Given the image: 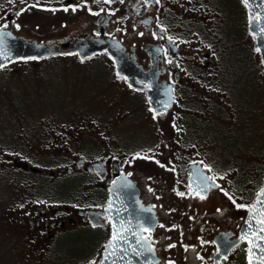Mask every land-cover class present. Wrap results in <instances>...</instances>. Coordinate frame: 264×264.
<instances>
[{
	"label": "flooded vegetation",
	"instance_id": "1",
	"mask_svg": "<svg viewBox=\"0 0 264 264\" xmlns=\"http://www.w3.org/2000/svg\"><path fill=\"white\" fill-rule=\"evenodd\" d=\"M232 8H238L237 13ZM0 33L25 39L28 43L52 47L57 51L43 57L8 61L1 65L0 73L5 72L14 78L22 72H39L37 76L45 84L48 82L46 74L53 71L57 73L58 81H62L65 72L61 71L63 67L72 70L67 75L79 73L83 68V73L79 74L88 78L87 84L89 78L92 80L95 76L103 77L101 81L105 83L109 81L106 73H96L103 63L111 69L113 87H122L132 95L124 101L133 109L144 101L153 122L167 119L172 114L177 104V91L183 89L187 93L197 87L201 88L202 83L199 82L202 75L212 73L219 64L220 41L234 43L233 49L237 48L240 54L245 42L251 45L264 71V0H0ZM95 44L106 46L107 49L90 55L82 52L83 45ZM108 48L119 55L122 62L120 69ZM235 58L236 55L232 54L233 61ZM22 66L25 68L22 69ZM250 70L244 69L241 76L249 82L253 80L252 86L255 87V78L247 77ZM225 84L230 87L228 83ZM153 87L171 88L174 101L166 112L156 113L151 108L148 92ZM94 88L87 85L86 91H93L91 89ZM215 107L216 110L220 109V118L225 119L226 106L216 104ZM188 109L195 111L196 108ZM191 121L188 115L185 121L189 128L186 143L192 141L194 133L190 128ZM195 137L209 141L212 146L205 133L195 134ZM147 143L148 140L143 138L137 140L138 147H144ZM257 143L260 144L259 148H255L254 143L250 144L252 153H264V139L262 143ZM125 147L137 151L134 142ZM69 151L67 147L58 150L63 155ZM83 151L78 152V156L65 158L67 165L60 169L55 161L48 164L49 168L41 169L8 152L4 156L1 168L21 169L38 178L44 174L50 180L57 175L80 179L75 185L80 191L76 193L75 186L58 191L59 181L39 179L44 181L27 182L31 186L34 200L38 198L43 203H53L52 207L46 204H41L40 208L31 207L33 214L27 222L30 233L43 235L51 241L65 231L94 228L100 235L93 249H89L90 246L86 248L88 252L85 258L90 257L89 264H101L105 248L113 238L114 227L113 220L103 213L109 201L111 186L120 177L126 176L136 187L140 202L154 210L156 216L155 225L144 230L150 249L145 264H247V245L238 244L237 240L252 202L245 206L229 190L227 182L213 173L226 172V168L213 158V149L208 153L206 151L213 172L204 166L202 157L191 152L181 163L182 180L176 181L175 185L172 182L171 187L163 186V189L160 186H149L143 172L137 169L126 170L119 161L111 158V150L106 149L102 141L98 142L97 148L87 151L85 148ZM49 156L53 158L52 154ZM177 161L172 154L171 163ZM19 163H26L29 168L24 169ZM177 176L178 172L174 179ZM164 189L169 192V204L177 205L170 206L173 213L180 210V203L184 204L185 211L181 214L184 217L183 223L179 220L164 221L161 207ZM37 190L42 191V194L37 193ZM66 198H69L67 202L70 204L65 202ZM57 200H63V203ZM221 201L227 203L228 210L220 216L216 210ZM56 202L64 207L54 206ZM74 203L82 206L74 207ZM48 208L51 211L48 212ZM210 211L214 213H206ZM90 212L97 213L96 225L89 218ZM57 241L55 251L61 253ZM50 261L52 264H65L62 260Z\"/></svg>",
	"mask_w": 264,
	"mask_h": 264
},
{
	"label": "rangeland",
	"instance_id": "2",
	"mask_svg": "<svg viewBox=\"0 0 264 264\" xmlns=\"http://www.w3.org/2000/svg\"><path fill=\"white\" fill-rule=\"evenodd\" d=\"M232 9L237 13L238 8ZM219 44V64L212 73L202 75L199 82L202 83L201 88L187 93L183 89L177 91L176 109L167 119L156 122L150 119L144 101L135 109L124 101L132 95L122 87H113L111 69L103 63H99L101 65L96 73H106L109 81L105 83L101 81L103 77L95 76L92 80L89 78L87 84L88 78L79 74L83 73V68L79 73L67 75L72 70L63 67L62 81H58V75L53 71L46 74L48 82L45 84L37 76L39 72H22L14 78L5 72L0 73V163L10 153L41 169L49 168L48 164L55 161L60 169L67 165L65 158L78 156L77 153L84 152L85 148L86 151L97 148L98 142L102 141L104 147L111 150V158L119 161L126 170L143 172L149 186L163 189V186L171 187L172 182L175 185L176 181L182 180L181 163L191 152L202 157L204 166L213 172L206 157V151L208 153L213 149V158L226 168L224 173H213L222 177L232 194L238 196L245 206L248 205L258 193L264 175V153L255 155L250 148L251 143L259 148L257 142L262 143L264 139V71L251 45L245 42L240 54L237 48L233 49L234 43L220 41ZM232 54L236 55L234 61ZM244 69L253 70L247 72V77L255 78V87L252 86L253 80L249 82L241 76ZM225 82L230 85L229 88ZM87 85L95 88L86 91ZM213 103L226 106L225 119L220 118V109L216 114V104ZM188 108L196 109L191 111ZM187 110L189 113H186ZM140 115V119H136ZM188 115L192 118L190 128L196 135L203 133L202 128L206 125L205 135L212 146L209 141L199 140L202 138L195 137L194 133L190 144L186 143L189 128L185 121ZM141 138L148 140L144 147L137 145V140ZM127 142H134L137 151L127 149ZM62 147L70 149L67 155L58 152ZM51 154L53 158L49 156ZM172 154L177 163H171ZM176 172L178 176L174 179ZM30 175L21 169L0 167V264H52L50 260L59 262L61 255H64L65 264H89L90 257L85 258L86 248L90 246L89 249H93L100 235L94 228L65 231L59 233V239L58 234L51 241L28 231L27 222L33 214L31 207L40 208L46 203L32 198L31 186L27 182L50 180L44 174L39 178ZM65 177L57 175L50 180L59 181L58 191L71 189V184L80 180H67L69 177ZM162 180L165 182L162 183ZM74 191L76 193L80 188ZM37 193L42 194V191L37 190ZM168 193L164 189L161 205L163 219L165 222L179 220L183 223L181 214L185 206L180 203V210L173 213L170 206L177 205L169 204ZM68 200L66 198L65 202L68 203ZM57 201L63 203V200ZM61 203L56 202L54 206L64 207ZM46 205L52 207L53 203ZM217 206L220 216L228 210L225 201ZM56 241L61 253L55 251Z\"/></svg>",
	"mask_w": 264,
	"mask_h": 264
},
{
	"label": "water",
	"instance_id": "3",
	"mask_svg": "<svg viewBox=\"0 0 264 264\" xmlns=\"http://www.w3.org/2000/svg\"><path fill=\"white\" fill-rule=\"evenodd\" d=\"M251 11L252 8H249ZM82 52L90 55L97 51L107 49L101 45H83ZM118 69L121 68V60L113 50ZM55 53L52 47L28 43L25 39L15 38L7 33H0V67L8 61L27 57H43ZM264 61V49H263ZM151 108L156 112H166L173 105V92L171 88L153 87L148 92ZM19 166L28 169V164ZM37 172V168H32ZM54 175V173H51ZM193 183V179H192ZM132 181L122 176L111 186L110 197L103 213L114 222L113 238L108 242L101 264H145L150 255L147 237L144 230L155 225L156 216L154 210L144 206L139 198L136 187ZM97 213L90 212L89 218L96 225ZM237 243L247 245V264H264V180L251 205L247 219L241 230V236Z\"/></svg>",
	"mask_w": 264,
	"mask_h": 264
},
{
	"label": "trees",
	"instance_id": "4",
	"mask_svg": "<svg viewBox=\"0 0 264 264\" xmlns=\"http://www.w3.org/2000/svg\"><path fill=\"white\" fill-rule=\"evenodd\" d=\"M205 129L206 128H204L203 130H202V132L203 133H205ZM243 163V162H242ZM69 179H74V177H70V178H68L67 180H69ZM240 179H237V181H239ZM49 181V180H48ZM262 181H263V179L260 181V186L262 185ZM77 184V181L76 182H74L73 184H71V186H75ZM260 186H259V188H260ZM76 187V186H75ZM77 188V187H76ZM76 188H74V189H76ZM64 255H61V257H60V260H64ZM56 262H58V261H56Z\"/></svg>",
	"mask_w": 264,
	"mask_h": 264
}]
</instances>
